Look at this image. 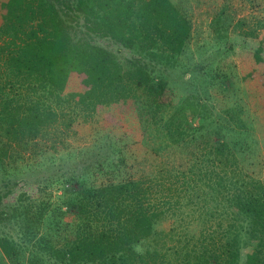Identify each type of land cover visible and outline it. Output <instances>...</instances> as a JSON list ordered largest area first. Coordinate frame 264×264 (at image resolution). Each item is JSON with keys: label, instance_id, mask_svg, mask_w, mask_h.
<instances>
[{"label": "trees", "instance_id": "obj_1", "mask_svg": "<svg viewBox=\"0 0 264 264\" xmlns=\"http://www.w3.org/2000/svg\"><path fill=\"white\" fill-rule=\"evenodd\" d=\"M1 11L4 172L13 145L27 146L50 129L58 130L77 110L92 113L130 100L148 122L170 92L152 65L171 66L191 34L190 20L171 0H5ZM66 14L81 21L68 22ZM82 34L107 37L135 54L122 60ZM72 73L80 76L82 90L65 92ZM188 114L195 117L197 105L186 97L163 124L172 144L195 145L206 155L201 169L180 170L184 179L177 173L175 180L126 178L90 187L88 202L74 204L73 221L63 223L53 215L50 233L40 235L30 214L16 205L5 220L18 226V240L29 244L27 264H44L43 255L48 264H264V183L253 177L236 182L238 165L227 141L205 143L204 125H192ZM179 167H171V173ZM200 181L217 191L214 198L223 208L216 216L205 209L202 228L181 231L182 222L195 213L178 211L197 202L178 190L191 191ZM202 198L209 199L207 194ZM175 216L179 225L158 227ZM210 217L219 221L207 225ZM245 247L250 251L242 260ZM21 249L12 235L0 234V253L13 264H19Z\"/></svg>", "mask_w": 264, "mask_h": 264}, {"label": "rangeland", "instance_id": "obj_2", "mask_svg": "<svg viewBox=\"0 0 264 264\" xmlns=\"http://www.w3.org/2000/svg\"><path fill=\"white\" fill-rule=\"evenodd\" d=\"M171 1L190 20L191 34L183 54L171 66L152 65L170 92L168 102L148 122L130 100L92 113L77 110L66 116L64 125L55 127L58 130L50 129L27 146L13 145L9 150L3 162L9 168L5 172L0 168V234L12 235L19 243V264H27L32 254L29 244L18 240V226L14 228L5 220L16 205L30 214L40 235L50 233L54 218L63 223L73 221L74 204L88 202L85 195L90 187L126 178L175 180L180 170L201 169L202 161L207 162L203 151L195 145L180 148L172 144L163 125L186 97L197 105L196 116L188 117L192 125H204V142L224 140L232 149L233 157L230 152L228 155L238 165L234 168L236 182L253 177L264 183V0ZM69 14L68 22L81 21L72 20ZM82 36L122 60L135 54L107 37ZM79 77L77 73L69 76L65 92L82 90ZM175 166L180 167L171 173ZM178 193L197 202L178 211L195 213L191 222L193 215L182 222L181 231L191 226L199 230L205 209L216 216L223 208L214 198L217 191L201 181L193 190ZM204 194L210 200L204 201ZM177 217L163 220L158 227L168 228L173 222L179 225ZM217 221L210 217L207 225ZM249 251L246 247L241 250L242 260ZM43 256V263L48 264V256ZM0 264L13 263L0 253Z\"/></svg>", "mask_w": 264, "mask_h": 264}]
</instances>
